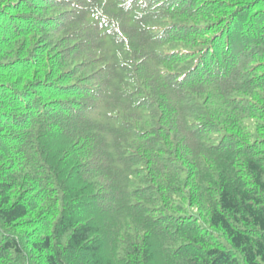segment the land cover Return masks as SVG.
Masks as SVG:
<instances>
[{"label": "trees", "instance_id": "obj_1", "mask_svg": "<svg viewBox=\"0 0 264 264\" xmlns=\"http://www.w3.org/2000/svg\"><path fill=\"white\" fill-rule=\"evenodd\" d=\"M0 264H264V0H0Z\"/></svg>", "mask_w": 264, "mask_h": 264}]
</instances>
